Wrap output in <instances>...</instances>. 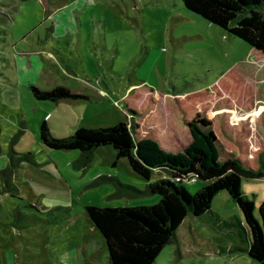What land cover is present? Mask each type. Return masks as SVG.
Instances as JSON below:
<instances>
[{
	"label": "rangeland",
	"instance_id": "rangeland-1",
	"mask_svg": "<svg viewBox=\"0 0 264 264\" xmlns=\"http://www.w3.org/2000/svg\"><path fill=\"white\" fill-rule=\"evenodd\" d=\"M30 85L87 98L37 101ZM44 121L54 137L79 138L54 143L41 133ZM187 122L215 137L220 158L188 170L190 195L210 191L153 264H264V179L241 181L238 195L229 157L253 160L264 149V55L182 0H0V169L9 155L20 158L19 198L0 194V264H105L86 207L158 197L104 177L143 189L168 174L140 170L113 141L80 138L115 136L104 128L126 123L127 136L149 133L178 153L192 141ZM238 222L249 225L254 252L228 251L244 246Z\"/></svg>",
	"mask_w": 264,
	"mask_h": 264
},
{
	"label": "trees",
	"instance_id": "trees-1",
	"mask_svg": "<svg viewBox=\"0 0 264 264\" xmlns=\"http://www.w3.org/2000/svg\"><path fill=\"white\" fill-rule=\"evenodd\" d=\"M182 3L189 12L240 38L264 55V0H182ZM29 89L37 101L57 103L63 99L87 98L62 85L47 90L30 85ZM257 113L258 111L254 114ZM187 127L192 135V141L178 153L164 151L151 137L127 136L126 123L104 128L114 132L115 136L100 140L80 138L85 139L88 145L94 142L113 141L128 152L133 164L140 170L146 173L158 170L168 174L166 178L148 182L143 189L122 183L115 177H104L108 180H116L122 187L136 193L158 197L156 202L148 205L104 209L86 207L87 218L104 239L107 250L105 264H153L162 247L176 241V232L183 220L187 216L197 214L200 204L198 196L208 193L210 187L203 189L205 193L199 190L197 194L190 195L183 186V183L187 182L184 178L196 160L202 170L215 165L220 158V149L210 132L200 128L196 123L187 122ZM40 130L43 136L62 145L72 143L79 138L54 137L45 121ZM226 131L227 128L221 126V132L226 135ZM227 137L230 138L229 135ZM241 150L243 149L240 146ZM24 157L28 159L27 156ZM229 157L235 162L230 188L238 195L241 181L264 179V149L258 152L253 160L233 154H229ZM19 160L20 158L9 155L6 167L0 169V194L19 198L18 188L12 179L15 168L19 166ZM238 224L244 231H240L241 228L238 230L244 246H235L228 251L254 252L256 245L249 225L240 222ZM260 258L264 260V256Z\"/></svg>",
	"mask_w": 264,
	"mask_h": 264
},
{
	"label": "built area",
	"instance_id": "built-area-1",
	"mask_svg": "<svg viewBox=\"0 0 264 264\" xmlns=\"http://www.w3.org/2000/svg\"><path fill=\"white\" fill-rule=\"evenodd\" d=\"M184 180L187 181V182H192L193 183V182H195L196 178H195V176H193V175L192 176H189L186 173V176H185Z\"/></svg>",
	"mask_w": 264,
	"mask_h": 264
},
{
	"label": "crops",
	"instance_id": "crops-1",
	"mask_svg": "<svg viewBox=\"0 0 264 264\" xmlns=\"http://www.w3.org/2000/svg\"><path fill=\"white\" fill-rule=\"evenodd\" d=\"M146 136L151 137V138L153 137V135H151V134H149V133H146L145 136L142 134V135L138 136L137 138L146 137ZM166 177H167V176H166ZM139 186L143 187V186H145V183H142V184H140Z\"/></svg>",
	"mask_w": 264,
	"mask_h": 264
}]
</instances>
